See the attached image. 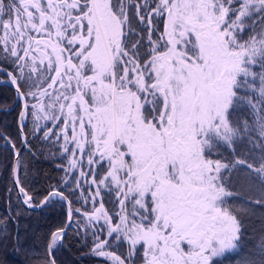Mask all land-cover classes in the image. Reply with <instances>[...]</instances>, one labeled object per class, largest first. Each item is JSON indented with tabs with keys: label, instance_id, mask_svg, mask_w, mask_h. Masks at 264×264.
I'll return each mask as SVG.
<instances>
[{
	"label": "snow or ice",
	"instance_id": "1",
	"mask_svg": "<svg viewBox=\"0 0 264 264\" xmlns=\"http://www.w3.org/2000/svg\"><path fill=\"white\" fill-rule=\"evenodd\" d=\"M5 86L20 142L0 132V239L13 197L65 210L24 249L36 264L70 234L99 264H264V227L246 243L264 213V0H0ZM49 157L62 175L37 192L27 158Z\"/></svg>",
	"mask_w": 264,
	"mask_h": 264
},
{
	"label": "trees",
	"instance_id": "2",
	"mask_svg": "<svg viewBox=\"0 0 264 264\" xmlns=\"http://www.w3.org/2000/svg\"><path fill=\"white\" fill-rule=\"evenodd\" d=\"M13 96L14 90L10 86L0 87V106L5 103L11 104ZM19 111V107H14L10 113L0 112V132L7 131L17 144L20 142L17 123ZM30 126L31 122L29 121ZM3 143L0 140V218H7L12 215L6 190L12 187L9 166L13 160L11 152L5 150ZM42 151L46 154L49 150L45 148ZM27 159L30 168L35 170L29 182L35 191L43 192L49 181L52 184L58 182L62 173L56 168L50 157L48 159L41 158L39 161ZM18 207L21 208V215L15 218L18 220V229L12 226V234L8 235L7 240L0 239V264H36L35 260L24 249L42 250L50 232L61 226L66 220L65 210L60 207H43L38 211L31 209L25 211L23 206L18 205L13 197L11 208L14 210ZM262 217H264V213L258 211L255 217L246 221L248 232L246 243L249 247L255 242L259 230L264 227ZM16 231L20 235V250H17L13 238ZM87 252L88 249L82 247L70 234L69 238H66L65 247L57 254V262L58 264H99V258L91 257Z\"/></svg>",
	"mask_w": 264,
	"mask_h": 264
},
{
	"label": "water",
	"instance_id": "3",
	"mask_svg": "<svg viewBox=\"0 0 264 264\" xmlns=\"http://www.w3.org/2000/svg\"><path fill=\"white\" fill-rule=\"evenodd\" d=\"M12 88V87H11ZM13 89V88H12ZM43 208V207H42ZM41 208H35V209H31V210H34V211H38L40 210ZM29 210V209H28Z\"/></svg>",
	"mask_w": 264,
	"mask_h": 264
}]
</instances>
